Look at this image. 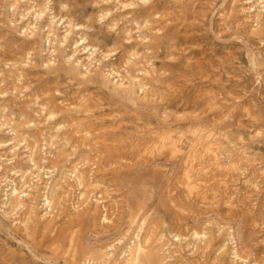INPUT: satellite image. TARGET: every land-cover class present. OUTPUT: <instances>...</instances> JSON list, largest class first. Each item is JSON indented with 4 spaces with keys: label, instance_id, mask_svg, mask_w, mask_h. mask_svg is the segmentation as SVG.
I'll return each mask as SVG.
<instances>
[{
    "label": "rangeland",
    "instance_id": "obj_1",
    "mask_svg": "<svg viewBox=\"0 0 264 264\" xmlns=\"http://www.w3.org/2000/svg\"><path fill=\"white\" fill-rule=\"evenodd\" d=\"M143 1L0 0V182L18 186L0 194V264H89L111 229L93 232L89 213L78 226L77 200L97 191L168 217L165 191L197 148L212 151L191 179L233 202L240 243L264 264V41L236 27L243 6L264 11V0ZM120 250L100 258L125 264Z\"/></svg>",
    "mask_w": 264,
    "mask_h": 264
},
{
    "label": "bare ground",
    "instance_id": "obj_2",
    "mask_svg": "<svg viewBox=\"0 0 264 264\" xmlns=\"http://www.w3.org/2000/svg\"><path fill=\"white\" fill-rule=\"evenodd\" d=\"M141 2H144L143 0H139ZM157 1L159 0H149L148 5L145 7L146 10H151L153 6L156 5ZM258 0H254L252 5H258ZM261 1V0H260ZM140 2V3H141ZM247 2V1H245ZM46 3V2H45ZM145 3V4H146ZM258 3V4H257ZM144 4V5H145ZM159 4V2H158ZM157 4V7H158ZM163 2L161 3V8ZM168 4V3H167ZM142 5V4H140ZM250 5V4H248ZM52 6V4H51ZM143 6V5H142ZM249 6H243V14L242 17L238 16L237 21V29H240V31L246 36V38L250 40H253L254 38L257 40L258 45L260 44V41H264V37H261L260 35H255V28H261L264 27V11H261L260 9H254V12L250 13L248 11ZM156 8V7H154ZM256 8V6H255ZM258 8V7H257ZM160 9V7H159ZM158 9V10H159ZM252 9V8H251ZM157 10V8H156ZM157 10V11H158ZM242 10V9H241ZM145 11V10H144ZM152 11V10H151ZM142 12V10H141ZM155 11H153L154 14ZM160 12V10H159ZM162 12V11H161ZM144 14H147L146 12H143ZM151 12L147 15H150ZM157 14V13H155ZM162 14V13H161ZM59 15V14H58ZM152 15V14H151ZM53 17V16H52ZM48 18V17H46ZM67 18V17H66ZM144 18V16H143ZM15 20V19H14ZM55 21L53 20V23ZM66 22V21H65ZM255 22V24H252ZM41 24V23H40ZM42 25V24H41ZM254 26L255 28L251 27ZM226 26V25H225ZM61 27V26H60ZM228 27V26H227ZM19 28V26H18ZM33 30V29H32ZM72 30V29H71ZM74 30V29H73ZM13 31V30H12ZM18 31V30H17ZM15 32V31H14ZM45 32V30H44ZM31 33V32H30ZM23 34V33H22ZM25 34V33H24ZM83 34V33H82ZM260 34V33H259ZM262 35V34H261ZM59 36V35H58ZM97 36V35H95ZM264 36V35H262ZM37 36L33 35L32 37L24 38L27 40V43L35 44V38ZM53 37V36H52ZM56 37V36H55ZM57 38V37H56ZM82 38V37H81ZM98 38V36L96 37ZM95 38V40H96ZM100 38V37H99ZM98 38V39H99ZM49 42L48 36L46 38ZM39 40V39H38ZM54 40V39H53ZM58 41V40H56ZM66 41V40H65ZM53 42V41H52ZM79 42V41H78ZM77 43V42H76ZM251 43V42H250ZM254 43V42H253ZM254 43V44H257ZM70 44V43H69ZM83 46V45H82ZM126 46V45H125ZM41 47V46H40ZM43 50H47L50 48L49 46H45L44 42L42 44ZM264 47V46H261ZM64 48V47H63ZM41 49V48H40ZM259 49V48H258ZM264 49V48H262ZM93 51H95L93 49ZM101 51H103L101 49ZM90 52V51H89ZM99 52V51H98ZM108 52V51H107ZM45 53V52H44ZM97 53V52H96ZM264 53V52H259ZM79 54V53H78ZM113 54V53H112ZM117 54V53H116ZM90 55V54H89ZM111 55V54H110ZM104 56V55H103ZM76 57V56H75ZM74 57V58H75ZM82 57V56H81ZM95 56H93L94 58ZM98 57V56H97ZM101 58V57H99ZM98 59V58H97ZM43 60V59H42ZM85 60V59H84ZM101 60V59H100ZM54 61V60H53ZM82 61V60H79ZM91 61V60H90ZM6 62V61H5ZM84 62V61H83ZM73 63V62H72ZM80 63V62H79ZM96 63V62H95ZM94 64V62H93ZM101 63H99L100 66ZM9 65V64H8ZM98 65V64H97ZM102 65V64H101ZM95 66V65H94ZM9 67V66H8ZM81 67V66H80ZM68 68V67H67ZM101 69V68H100ZM95 70V69H94ZM84 72V71H83ZM92 72V71H91ZM101 72V71H100ZM104 72V71H102ZM101 72V73H102ZM107 72V71H106ZM99 73V72H98ZM105 73V72H104ZM95 74V73H94ZM106 74V73H105ZM109 75V74H107ZM182 77V75H181ZM127 78V77H126ZM175 78V77H174ZM187 78V77H186ZM96 79V78H95ZM98 79V78H97ZM101 79V78H100ZM177 80V79H176ZM103 81V80H102ZM101 81V82H102ZM100 82V80H99ZM137 82V80H136ZM185 82V81H184ZM186 84V83H185ZM134 87V86H133ZM175 87V86H174ZM179 87V86H178ZM135 88V87H134ZM182 87H180L181 89ZM188 88V87H187ZM207 88V87H206ZM201 89V88H200ZM204 88L202 87V90ZM186 90V89H185ZM197 90V89H196ZM149 91V90H148ZM187 91V90H186ZM184 91V92H186ZM208 91V90H207ZM206 91V92H207ZM126 92L130 95L131 88L126 89ZM175 92V91H174ZM181 92V91H180ZM198 92V91H197ZM217 92V91H216ZM135 93V92H133ZM175 94V93H174ZM195 94V93H194ZM134 95V94H133ZM140 95V94H138ZM184 95V94H183ZM199 95V94H198ZM201 95V94H200ZM199 95V96H200ZM137 95H135L136 97ZM143 96V95H142ZM141 97V96H139ZM196 97V96H195ZM202 97V96H201ZM138 98V96H137ZM171 98V97H170ZM174 98V97H173ZM209 98V97H208ZM194 99V98H193ZM216 99V98H215ZM192 100V99H190ZM192 102V101H191ZM186 104V103H185ZM201 104V102H200ZM199 104V105H200ZM209 104V103H208ZM193 105V104H192ZM195 105V104H194ZM204 105V104H203ZM202 106V105H201ZM227 107V106H226ZM197 108V107H196ZM206 108V107H205ZM208 110V109H207ZM162 111V110H161ZM206 111V110H205ZM168 112V111H167ZM179 112V111H178ZM234 112V111H233ZM160 113V112H159ZM210 114V113H209ZM215 114V113H214ZM177 115V114H176ZM224 115V114H223ZM211 116V115H210ZM230 118V117H229ZM237 120V119H236ZM238 122V121H237ZM35 123V122H34ZM38 124V123H37ZM237 124V123H236ZM211 126V125H210ZM241 126V125H240ZM165 131V130H164ZM200 132V131H199ZM15 133V132H14ZM205 134V133H204ZM162 135V134H161ZM180 135V134H179ZM197 135V134H196ZM199 138V137H198ZM179 141V140H177ZM182 141V140H181ZM180 141V142H181ZM198 141V140H197ZM183 142V141H182ZM4 143V142H3ZM169 143V142H168ZM200 143V142H199ZM213 143V142H212ZM13 144V143H12ZM164 144V143H163ZM165 145V144H164ZM170 145V144H169ZM180 145V144H179ZM182 145V144H181ZM191 145V144H190ZM199 145V144H198ZM206 145V144H205ZM213 145V144H212ZM171 146V145H170ZM166 147V146H164ZM178 148V147H176ZM46 149V148H45ZM157 149V148H156ZM155 149V150H156ZM161 149V148H160ZM174 149V148H173ZM172 149V150H173ZM198 150H194L193 152H190L186 158L189 160L190 164L185 167L186 171L183 168L184 174H182L184 177L182 179H179L180 177H176L174 175V182L172 179V186L169 188V192L167 189L168 194L165 191V194L167 196L168 202L164 205L166 207H169V211L171 214L166 217L164 215L158 216V218L151 217L149 214V210L143 211V210H135L133 211L131 209V204L128 201H116L115 207L113 205L108 204V200L106 198L105 194H101L97 196V191H92L90 196L85 194L80 199L77 200V207L76 211H72L71 217L75 219L77 222V225L79 226V223L82 222L85 219V214H90V218L93 217L94 222V228H92L93 232H98L101 229L110 228L111 229V235L107 239H109V242L106 244L107 250L102 253H93L92 257H89V261H91V264H109V258H103L101 259V255L111 253L113 250L120 248V251L126 252V263L125 264H194L191 260L192 256H198V258L202 261V264H240V261L242 264H251L250 258L248 257V249L244 245H241L240 239L242 236L239 234L240 228L237 226L234 222V211L235 208L232 201L224 199L225 196L221 195H207L203 191V184L199 180L200 177L197 180H192V176L196 173L202 172V166L200 167V161L201 157L207 153L209 150H203L197 148ZM209 149V148H207ZM211 149V148H210ZM191 150V149H190ZM178 149L176 150V152ZM212 151V149H211ZM209 151V152H211ZM217 151V150H214ZM213 151V152H214ZM170 152V151H169ZM212 152V153H213ZM174 153L173 155L179 156V154ZM179 153V152H178ZM184 153V152H183ZM225 153V152H224ZM216 154V152L214 153ZM221 154V153H220ZM16 155V154H15ZM210 155H212L210 153ZM247 155V154H246ZM26 156V155H25ZM209 156V155H208ZM215 157L216 155H212ZM218 156V155H217ZM17 157V156H16ZM15 158V157H14ZM163 158V157H162ZM175 158V157H174ZM181 158V157H180ZM209 158V157H208ZM207 158V159H208ZM232 158V157H231ZM204 159V157H203ZM206 159V158H205ZM204 159V160H205ZM211 159V157H210ZM209 159V160H210ZM218 159V158H216ZM214 159V161L216 160ZM229 159V158H228ZM151 160V159H150ZM233 160V159H231ZM34 161V160H33ZM154 161V160H153ZM206 161V160H205ZM211 161V160H210ZM209 161V163H210ZM218 163V160H216ZM173 162V161H172ZM187 163V162H185ZM207 163V162H206ZM212 163V162H211ZM216 163V162H215ZM214 163V164H215ZM224 163V162H223ZM146 164V163H145ZM174 164V163H173ZM178 164V163H177ZM182 164V163H181ZM180 164V166H181ZM203 164V162H202ZM208 164V163H207ZM206 164V165H207ZM221 164V163H220ZM219 164V165H220ZM195 165L198 167L195 168ZM246 165V164H245ZM251 165V164H250ZM207 166H210L207 165ZM212 166V165H211ZM215 166V165H214ZM227 166V165H226ZM234 166V165H233ZM205 167V165H204ZM254 167V166H253ZM177 168V167H176ZM218 168V167H217ZM224 168V167H223ZM236 168V167H235ZM246 168V167H245ZM248 168V167H247ZM206 169V168H204ZM203 169V170H204ZM213 169V168H212ZM216 169V166L215 168ZM221 169V168H220ZM135 170V169H134ZM173 170V169H172ZM219 171V169H217ZM216 170V171H217ZM228 170V169H227ZM194 174L191 176L190 172ZM205 171V170H204ZM207 171V170H206ZM215 171V172H216ZM222 171V170H221ZM220 171V172H221ZM239 171V170H238ZM210 173V170L207 171ZM212 172V171H211ZM214 172V171H213ZM227 172V171H226ZM225 172V173H226ZM173 173V172H172ZM181 173V172H180ZM206 173V172H205ZM219 173V172H218ZM230 173V172H229ZM236 173V172H235ZM170 174V173H169ZM200 174V173H199ZM207 174V173H206ZM204 174V175H206ZM212 174V173H211ZM224 174V173H223ZM249 174V173H248ZM247 174V175H248ZM171 175V174H170ZM181 175V174H179ZM181 175V176H182ZM202 176V174H200ZM203 175V176H204ZM209 175V174H207ZM206 175V177H207ZM216 175V173H215ZM229 175V174H228ZM227 175V176H228ZM213 175H211L212 177ZM194 177V176H193ZM205 177V176H204ZM203 177V178H204ZM204 180V183L207 184V180ZM218 177V176H217ZM222 177V176H221ZM233 177V175H232ZM259 177V175H258ZM172 178V177H171ZM213 178V177H212ZM215 178V176H214ZM168 179V178H167ZM220 179V178H219ZM233 179V178H232ZM231 179V180H232ZM247 179V177H246ZM264 179V178H262ZM212 180V179H211ZM228 180V179H227ZM245 180V179H244ZM243 180V181H244ZM167 181V180H166ZM169 181V179H168ZM218 181V180H217ZM236 181V180H235ZM247 181V180H246ZM212 182H214L212 180ZM237 182V181H236ZM255 182V181H254ZM50 183V182H49ZM211 183V182H210ZM216 183V182H215ZM264 183V181H262ZM209 184V182H208ZM244 184V183H243ZM49 185V184H48ZM121 185V184H120ZM170 185V183H169ZM56 186V185H55ZM86 186V185H85ZM166 186V185H165ZM168 186V185H167ZM179 186L186 190L183 196H177L180 193H183L182 189L180 193L175 195L170 194V192H173L174 189L179 188ZM210 186V185H209ZM245 186V185H244ZM251 186V185H250ZM18 187V186H17ZM21 187V186H20ZM25 187V186H24ZM208 187V185L206 186ZM230 187V186H229ZM15 188V186H14ZM13 188V189H14ZM48 188V187H47ZM257 188V187H256ZM207 189V188H206ZM222 189V187H221ZM231 189V188H230ZM242 189V188H241ZM17 190V189H15ZM235 190V189H234ZM233 190V191H234ZM75 191V190H74ZM175 191V190H174ZM195 191V192H193ZM229 191V188H228ZM253 191V190H252ZM257 191V190H256ZM178 192V191H176ZM258 192V191H257ZM17 193V191H16ZM20 193V192H19ZM86 193V192H85ZM209 194V192H206ZM219 193V192H217ZM251 193V192H250ZM256 193V192H255ZM10 194V193H9ZM83 194V193H82ZM170 194V195H169ZM210 194H212L210 192ZM220 194V193H219ZM223 194H227L223 192ZM229 194V193H228ZM26 195V194H25ZM65 195V194H64ZM173 195L177 196L176 198L173 197ZM29 196V195H28ZM228 196V195H227ZM37 197V196H36ZM85 197V198H84ZM47 198V197H46ZM71 198V197H70ZM77 198V197H76ZM226 198V197H225ZM74 199V198H73ZM162 199V198H161ZM235 199V197H234ZM238 199V197H237ZM247 199V198H246ZM6 200V199H5ZM15 200V199H14ZM60 200V199H59ZM121 200V199H120ZM233 200V199H232ZM239 200V199H238ZM241 200V199H240ZM63 201V200H62ZM242 201V200H241ZM60 202V201H59ZM123 202V204H122ZM143 202V201H142ZM250 203V202H249ZM222 204L225 208V215L223 217H219V210L216 209L218 205ZM59 205V204H58ZM75 205V204H74ZM144 205V204H143ZM186 205L193 206L195 209H203V208H209L206 211H201L200 213H197V210L194 211V209L189 210V208ZM254 205V204H253ZM38 206V205H37ZM163 206V204L161 205ZM4 207V206H3ZM133 207V206H132ZM220 207V206H219ZM243 207V206H242ZM13 208V207H12ZM134 208V207H133ZM151 208V207H150ZM245 208V205H244ZM223 209V207H222ZM239 209V208H238ZM38 210V209H37ZM74 210V209H73ZM240 210V209H239ZM246 210V209H245ZM248 210V209H247ZM250 210V209H249ZM259 210V208H258ZM156 211V210H155ZM218 211V212H217ZM251 211V210H250ZM37 212V211H36ZM158 212V210H157ZM168 212V211H167ZM191 212V213H189ZM196 212V213H195ZM242 211H240L241 213ZM249 212V211H248ZM5 213V212H4ZM165 213V212H164ZM208 213H213L208 214ZM222 213H224L222 211ZM222 213L220 216H222ZM237 213V212H236ZM70 214V213H69ZM219 214V215H218ZM242 214V213H241ZM249 215V214H248ZM93 216V217H92ZM252 216V215H251ZM246 217V216H245ZM87 218V215H86ZM249 218V216H248ZM90 219V220H91ZM236 219V218H235ZM89 221V219H87ZM86 220V221H87ZM221 220H223L225 223H221ZM251 220V219H250ZM92 221V220H91ZM246 221V220H245ZM248 221V220H247ZM75 222V223H76ZM92 222V225H93ZM82 223H85L83 221ZM91 223V222H90ZM252 223V222H251ZM81 224V223H80ZM244 224V223H243ZM82 225V224H81ZM91 225V226H92ZM241 225V224H240ZM83 226V225H82ZM80 227V229L82 228ZM93 227V226H92ZM250 227V226H249ZM260 229V228H259ZM88 230V229H87ZM90 231V230H89ZM107 231V230H105ZM252 231V229H251ZM107 233V232H106ZM247 233V232H246ZM255 233V232H254ZM78 234V233H77ZM109 234V233H108ZM251 234V233H250ZM250 237V236H249ZM95 238V237H94ZM253 239V238H252ZM92 240V239H91ZM90 240V241H91ZM104 240V239H103ZM243 240V238H242ZM89 242V241H88ZM243 242V241H242ZM79 243V242H78ZM249 243V242H248ZM73 244V243H72ZM71 244V246H72ZM75 244V243H74ZM123 246V247H122ZM73 247V246H72ZM77 247V246H76ZM80 249L83 251V248L79 246ZM256 248V246H255ZM69 249V248H68ZM76 248L77 251L80 252L78 258L81 259L82 254L84 252H81V250ZM105 249V248H104ZM58 250V249H57ZM61 250V249H60ZM117 253V250L115 251ZM255 252V251H254ZM60 253L58 251L57 255ZM250 254V253H249ZM76 255V256H77ZM85 255V254H84ZM108 255V254H107ZM75 257V256H74ZM119 257V254H118ZM255 257V256H254ZM117 258V257H116ZM256 258V257H255ZM83 259V258H82ZM198 259V260H199ZM88 260V259H87ZM115 260V259H114ZM239 261V262H238ZM255 261V260H254ZM89 263V264H90ZM201 263V262H199ZM253 264V263H252Z\"/></svg>",
    "mask_w": 264,
    "mask_h": 264
},
{
    "label": "built area",
    "instance_id": "obj_3",
    "mask_svg": "<svg viewBox=\"0 0 264 264\" xmlns=\"http://www.w3.org/2000/svg\"><path fill=\"white\" fill-rule=\"evenodd\" d=\"M1 169V167H0ZM12 177V176H11ZM11 177H9L8 179V182H5V183H1L0 182V194H7V193H10V190H12V187H16V183L13 182L14 181V178L12 177V179H10ZM3 181V180H2ZM8 186V187H6ZM6 187V188H5ZM17 188V187H16Z\"/></svg>",
    "mask_w": 264,
    "mask_h": 264
}]
</instances>
